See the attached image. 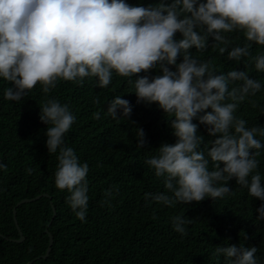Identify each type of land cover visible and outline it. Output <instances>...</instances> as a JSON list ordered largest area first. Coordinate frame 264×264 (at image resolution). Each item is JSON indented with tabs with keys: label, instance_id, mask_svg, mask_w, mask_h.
Masks as SVG:
<instances>
[{
	"label": "trees",
	"instance_id": "1",
	"mask_svg": "<svg viewBox=\"0 0 264 264\" xmlns=\"http://www.w3.org/2000/svg\"><path fill=\"white\" fill-rule=\"evenodd\" d=\"M124 2L149 7L171 0ZM196 30L203 33V29ZM221 34L229 42L225 53L219 51L225 45L211 36L205 49L193 46L188 52L198 62H208L215 74L244 71L260 82L259 91L238 102L234 116L245 120L247 128L264 129V71L255 67V57L264 55V45L247 41L242 29ZM181 38L176 32L174 39ZM245 44L250 45L248 56L228 58L227 51ZM182 60L183 53L178 55L177 64ZM167 67L175 71L174 65ZM161 74L159 65L132 77L113 71L106 87H100L96 77H84L81 82L58 79L47 94L37 83L21 101L4 98L5 89L13 85L0 78V164L5 165L0 168V264H26L34 258L31 264H229L222 254L214 253L217 247L230 245L255 246L257 264H264V218L258 219L257 211L264 201L251 197L235 178L227 181L230 193L214 200L205 197L199 202L167 206L145 197V193L172 195L164 187V178L157 177L145 161L158 153L161 144H174L177 137L156 102H137L134 83L129 81L144 76L151 80ZM242 83L230 82L229 90ZM115 97L129 101L128 117L113 119L107 114L108 103ZM52 98L67 105L75 117L64 134L63 146L71 147L81 164H88V207L83 222L66 202L67 190L55 184L59 150L48 153L47 125L39 118V107ZM121 112L117 109L118 117ZM94 113H99L98 119ZM203 114L198 113L192 123L197 125V135L203 136L200 150L208 158V148L216 137L210 136L209 126L199 121ZM137 129L144 132L142 147L137 146ZM255 138L264 145V135L257 133ZM251 151L258 161L253 174L258 172L264 184V147ZM41 193L49 196L16 208L24 239L12 240L20 236L14 206L22 198ZM175 216L187 221L186 234L174 230ZM46 228L53 234V244L49 255L41 258L49 243Z\"/></svg>",
	"mask_w": 264,
	"mask_h": 264
},
{
	"label": "clouds",
	"instance_id": "2",
	"mask_svg": "<svg viewBox=\"0 0 264 264\" xmlns=\"http://www.w3.org/2000/svg\"><path fill=\"white\" fill-rule=\"evenodd\" d=\"M236 29L244 30L247 41L264 45V0H171L149 7L130 6L124 0H0V78L13 85L5 89L4 98L21 101L37 83L47 94L58 79L81 82L96 77L98 85L106 87L113 71L132 77L159 65L161 75L129 81L134 83L137 102H156L177 137L174 144H161L158 153L145 161L157 177L164 178V187L172 195L145 193V197L167 206L205 197L214 200L230 193L227 181L235 178L251 197L264 201L261 176L253 174L258 161L250 152L264 147L255 138L257 133L264 135V129L247 128L245 120L234 116L238 102L259 91L260 82L244 71L215 74L208 62H198L188 52L193 46L205 49L211 36L225 45L219 48L223 54L229 42L221 33ZM176 32L182 35L178 41ZM249 48V44L232 47L228 58L248 56ZM181 53L183 60L177 64ZM167 65H174L175 71ZM255 67L264 71V55L255 57ZM233 81L243 83L229 90ZM39 108V118L47 125L48 153L59 150L56 187L67 190L66 202L83 222L88 164H81L74 150L63 146L75 117L55 98ZM117 109L122 110L120 117ZM201 112L199 121L216 137L208 158L200 150L203 136L197 135V125L192 123ZM130 113L126 99L115 97L108 103L107 114L113 119ZM93 116L98 119L99 113ZM137 138V146L142 147V129H137ZM257 211L258 219L264 218V204ZM172 220L174 230L186 234L187 221L181 216ZM256 252L255 246L230 245L217 247L214 254H222L229 264H257Z\"/></svg>",
	"mask_w": 264,
	"mask_h": 264
},
{
	"label": "water",
	"instance_id": "3",
	"mask_svg": "<svg viewBox=\"0 0 264 264\" xmlns=\"http://www.w3.org/2000/svg\"><path fill=\"white\" fill-rule=\"evenodd\" d=\"M0 162H1V159H0ZM42 196H49V195H48L47 193H41V194H38V195H36V196H34V197H30V198H22L21 200H19V201L16 203V205H15L14 208H13V216H14L15 224L17 225V228H18V230H19L20 236H19V238L12 239V240H15V241H17V242H21V241H23V239H24V235H23V233H22V231H21V229H20V226H19L18 221H17V218H16V208H17L20 204H22V203L30 202V201H34V200H36V199H38V198H40V197H42ZM54 215H55V208H54V206H53V216H54ZM53 216H52V218H53ZM45 231L48 233V236H49V243H48V246H47V248H46L45 253L39 256V257H41V258H46V257L49 255L50 250H51V247H52V244H53V234H52L47 228L45 229ZM0 235H1V233H0ZM34 261H35V258L32 259V260H30V261H28L26 264H31V263L34 262Z\"/></svg>",
	"mask_w": 264,
	"mask_h": 264
}]
</instances>
